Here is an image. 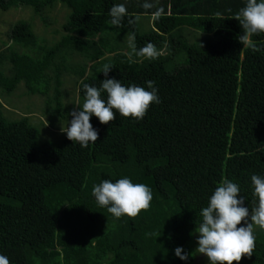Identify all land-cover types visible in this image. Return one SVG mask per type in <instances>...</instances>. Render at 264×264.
Returning a JSON list of instances; mask_svg holds the SVG:
<instances>
[{"label": "trees", "instance_id": "obj_1", "mask_svg": "<svg viewBox=\"0 0 264 264\" xmlns=\"http://www.w3.org/2000/svg\"><path fill=\"white\" fill-rule=\"evenodd\" d=\"M144 2L0 0L1 11L33 12L9 23L11 44L0 40V95L9 104L17 89L42 96V113L61 131L83 103V83L99 88L105 79V64L122 85L154 81L161 100L140 121L91 117L98 140L83 149L62 131L45 138L44 123L29 111L13 117L0 101V255L9 264H208L190 233L219 183L238 184L244 206L256 207L250 178L264 175V34L251 37L260 51L238 41L233 17L245 0H148L149 10ZM114 4L127 10L119 26L108 23ZM156 8L163 12L153 21ZM56 9L64 11L59 26ZM37 17L49 35L38 32ZM148 42L155 58L129 59L130 43ZM124 177L153 198L136 217L117 219L92 188ZM253 227V255L239 264H264V230ZM176 247L190 258L181 261Z\"/></svg>", "mask_w": 264, "mask_h": 264}, {"label": "clouds", "instance_id": "obj_2", "mask_svg": "<svg viewBox=\"0 0 264 264\" xmlns=\"http://www.w3.org/2000/svg\"><path fill=\"white\" fill-rule=\"evenodd\" d=\"M145 10L154 5L148 0L141 5ZM163 12L156 8L150 13L153 21H158ZM217 16L220 13L216 14ZM108 23L119 26L127 16L124 4H114L108 11ZM241 27L238 41L244 48L260 51L251 37L264 34V0H245V4L234 17ZM136 19H139L137 17ZM132 23V20H129ZM129 59L132 56L153 59L157 55L151 42L139 49L132 43ZM112 67L103 66L105 79L99 88L83 83V103L76 104L79 110L68 115L67 126H61L66 138L78 144L80 148H88L98 140V131L90 123L95 116L101 124H108L119 115L137 121L143 120L153 104L161 102L155 82L148 80L144 86L136 84L122 85L120 80L108 78ZM106 93V98L102 96ZM252 194L257 199L256 207L251 210L245 207V197L240 194L238 184L223 179L208 198L207 206L200 209V222L190 235L195 236L197 247L195 252L204 254L208 264H233L242 257L251 258L255 248L254 225L264 230V175H251ZM92 196L100 207H106L114 218L122 216L136 217L141 210H146L152 200V190L143 183H133L128 177L115 182L105 179L92 188ZM239 197V198H238ZM243 221V224L241 222ZM238 225H240L238 227ZM154 235V234H153ZM174 255L181 261H187L191 253L176 247ZM0 264H9L6 256L0 255Z\"/></svg>", "mask_w": 264, "mask_h": 264}, {"label": "rangeland", "instance_id": "obj_3", "mask_svg": "<svg viewBox=\"0 0 264 264\" xmlns=\"http://www.w3.org/2000/svg\"><path fill=\"white\" fill-rule=\"evenodd\" d=\"M52 17H58L60 18V21L57 22V26H59V24L63 21L62 17L64 16V11H60L58 9L54 10L51 13ZM33 16V12L29 9H22V8H18V9H11V10H6V11H1L0 10V40L6 41L9 44H11V40L9 39L8 35H7V30L9 27V23L13 22V21H17L21 18L24 19H30ZM143 19V17H142ZM35 23L37 24V30L39 33H45V35H49L51 32V28L49 29V31H45V27H43V22L40 20L39 17L35 18ZM148 24H146L145 27H147ZM144 27V26H143ZM148 29V28H146ZM202 35V34H200ZM196 36L195 38L198 39H202L203 36ZM52 36V34H51ZM129 39V38H128ZM127 51V50H126ZM73 78L72 76H66L65 77V86L64 88L66 90L69 91H73L74 88V83H73ZM23 89L20 90H16L12 96H10L9 100L11 102V104H9L1 95H0V101H2L4 104V106L6 108H8V111L13 117H19L21 115H23L24 113H27L28 111L30 113L29 116L31 117L32 121L35 123H44V131L45 133L43 134V136L45 138H51V139H58L60 137H62V132L61 131H57L56 129H53L52 126H50L49 122H48V117L46 115H44L41 111L42 108H40L39 105H41V100H42V96L36 94L33 95L32 97H29L27 95H23L22 93ZM71 96V97H70ZM69 98H72V94L69 95ZM33 102L34 104H36L37 107H31L30 106V110L27 109V107H23L25 104L31 103ZM13 104V106H12ZM16 106V107H14ZM23 107L21 110L20 109H16ZM27 110V111H26ZM15 113V114H14ZM59 140V139H58ZM202 255V254H201ZM204 256V254L202 255ZM199 262V260H197V263Z\"/></svg>", "mask_w": 264, "mask_h": 264}, {"label": "crops", "instance_id": "obj_4", "mask_svg": "<svg viewBox=\"0 0 264 264\" xmlns=\"http://www.w3.org/2000/svg\"><path fill=\"white\" fill-rule=\"evenodd\" d=\"M150 22L152 23V20Z\"/></svg>", "mask_w": 264, "mask_h": 264}]
</instances>
